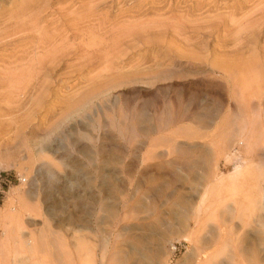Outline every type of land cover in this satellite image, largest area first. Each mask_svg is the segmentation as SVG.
<instances>
[{
  "label": "rangeland",
  "instance_id": "rangeland-1",
  "mask_svg": "<svg viewBox=\"0 0 264 264\" xmlns=\"http://www.w3.org/2000/svg\"><path fill=\"white\" fill-rule=\"evenodd\" d=\"M262 6L264 0H0V34L18 30L11 45H0V240L11 212L21 210L23 232H38L29 220L39 228L44 219L50 222L45 197L51 196L68 213L89 221L79 227L52 221L46 226L47 232H63L72 250L84 251L85 264H93L92 250L102 247L116 249V264H186L185 240L197 216L209 222L230 216L226 208L233 200L223 201L216 215L206 210L200 166L185 169L174 147L187 146L195 161L200 151H208L215 164L213 147L219 142L229 147L219 156L220 173L239 180L237 166L254 170L244 173L249 182L240 180L232 189L262 196L258 215L263 223L257 227L264 232V181L257 178V169L264 168V24L256 28ZM206 12L230 17L228 39L246 31L248 20L256 23L251 42L240 47L226 40L223 25L217 36L190 39L193 22L188 21ZM53 52L63 55L51 73L36 72L41 62L48 65L43 59ZM25 80L32 86L36 82V88L19 92L30 83ZM143 109L151 114L150 126L162 124V134L145 137L134 129ZM250 117L257 118L260 130L257 148L238 142L245 136L236 130ZM102 144L120 149L102 155L97 150ZM228 155H234L229 167ZM179 160L181 165L171 164ZM103 170L117 183L112 199L100 190ZM186 170L197 178L186 177ZM156 186L177 189L157 196ZM48 191L51 195H45ZM111 200L116 213L108 217L103 208ZM40 209L43 216L37 215ZM84 233L86 241L79 240ZM138 238L148 242L146 260L135 249ZM24 248L13 245L4 264H37L35 251L28 244Z\"/></svg>",
  "mask_w": 264,
  "mask_h": 264
},
{
  "label": "bare ground",
  "instance_id": "bare-ground-1",
  "mask_svg": "<svg viewBox=\"0 0 264 264\" xmlns=\"http://www.w3.org/2000/svg\"><path fill=\"white\" fill-rule=\"evenodd\" d=\"M262 8H263V6L261 7L260 12L264 10ZM209 11L210 10H208V12ZM1 14H3V13H1ZM218 14L219 13H217V15ZM229 14L231 16V13H229ZM262 14L264 15V12ZM224 15L222 14V16L220 15L217 17V16L213 15L212 13L211 14L207 13L201 17L199 16L198 18L193 19L192 21L191 20L188 21V22H193V23H191V30H192L193 34H192V36L190 35V39L194 38V39L200 41L203 38L204 34H206L207 36H210V37L217 36L216 34H217L218 30L220 29V26L223 25L224 31H225L224 36H225V39L227 40L229 37L227 38L226 36L228 34H230L232 32V30H231L229 22H228V19H230V17L227 15L226 16H224ZM253 15H254V13H253ZM263 15L258 17V19H260L259 21H256V23L259 22V24H256V23L253 24L247 18L248 22L250 23L249 28H248L249 30L247 29L242 34H240L238 32L239 34H236V35L234 34L233 36L231 35L232 37L228 40L232 39L233 42H235L236 45H240V47L242 44H245V45L249 44L251 42V41H249L250 40L249 34H251L254 31V29H255L254 25L256 24V28H258V27H262L263 26L262 24H264V16ZM31 21H33V20H31ZM241 22H242V20H241ZM178 25H179V23H178ZM175 29L178 31V33L184 34V30L182 29V27L179 30L177 27H175ZM221 30H223V29H221ZM15 31L16 30L14 29L12 31V33H8L7 35H4V36H2V34H0V45H4V46L11 45L13 43V41L15 39H17L16 36H14L13 34L18 33V30L16 32ZM11 36H14L15 38L14 37L12 38ZM7 37H11L12 40L10 38H7ZM48 38H49V36H48ZM67 38L68 37L66 35L65 39H67ZM49 39H52V38L50 37ZM63 41L64 40H62L61 43ZM68 41L69 40H67V43H68ZM47 45H49V44H47ZM49 47H47V48H49ZM59 48H60V46H59ZM55 50H56V47H55ZM56 53L57 52L50 53L48 55V57L46 56L47 58L43 59V61L49 60L50 64L48 63V65H44L43 62H41V63L38 62V63H40V65L38 66L36 64L37 63L36 62L35 65H37L38 67L36 68V70L35 69H33V70H35L37 72V69H40L44 73H46L47 71H50L49 73H51V70H53L52 66H54L55 61H57L58 58L63 55L62 53H61V55L56 54ZM28 58H31V57H28ZM33 58L35 59L34 56L32 57V59ZM24 60H25V58H24ZM38 61H40V60H38ZM27 66H25L24 68L25 69L28 68ZM33 67H36V66L33 65ZM33 67L31 66V68L30 67L29 68L32 69ZM107 69L108 68L106 66V68L104 69L105 72H100V73H103V76H105L107 73ZM40 70H39V73H40ZM42 71H41V73H43ZM26 72H28V71H26ZM36 72H35V74H36ZM21 73H19L18 75L21 76ZM39 73H37L38 76L41 75V73H40V75H39ZM47 73H46V76H47ZM16 76H14V77H16ZM96 76L97 75L94 74V76L91 77L93 81H95L98 78V77L96 78ZM101 76H100V78H101ZM112 76H114V75H112ZM19 77L16 79H21V77L20 78ZM51 77H52V75H51ZM44 78H47V77H44ZM28 80L27 81L25 80V81L27 83L28 82H30V83L26 84V82H25L26 86L22 85L24 89H22V87L20 86V88L18 89V90H20L19 92H24V90L27 88L28 89L29 88H31V89L36 88V82H35L34 86H32L33 82L28 81ZM13 82H15V81H13ZM21 84H23V82ZM14 85L18 86V82L17 83L15 82ZM20 100L21 99H19V101ZM250 104H248V107ZM18 105H21V103L18 102ZM144 111L145 110L143 109V112H140L139 119H137L138 121L136 120V127L134 129L137 130V128H138L139 129L138 134L145 136V137H149V136L152 137L155 134H160L163 131L162 124H161V126L158 125V127H157L158 129H156V127L153 128L152 126H150L149 121L151 120V116H150L151 114H148L147 112H144ZM246 112H248V111H246ZM256 121H257V118L253 119L252 117H250L248 119H244L240 123L241 126L236 131H239L238 132L239 136H241L243 133L244 134L243 137L244 136L245 137H244V139L243 138L241 140L239 139L238 142H240L241 144L246 143L247 145H251L255 148V146L257 145V140H258L257 137L259 136V131H260L259 128L255 125ZM163 125H164V123H163ZM188 133L190 135V133L192 134L193 131H190V132L188 131ZM188 133H187V135H188ZM220 136L222 137V135H220ZM220 139H222V138H220ZM227 143L225 144L224 142H219L218 144L216 143V145H214L213 151L216 153L215 155L217 156L216 162H214L215 164H212V162L209 158V155H208L209 154L208 151L204 152V150H202V151L198 150L200 152L196 156L199 157V160L198 161L196 160L197 161L196 162L190 155V153H191L190 148H188L187 146H184V145H177L176 147H174V149H177L178 152L182 153V154H180V155H183L182 161H185V164L188 166V167L184 166V167H187L185 169H189L190 167L193 168L192 166H195V165L200 166V170H201L200 173H203L201 181H203L204 185L207 186L206 192L204 193L205 195L202 198V200L205 203L208 202V204L206 203L207 205L205 206V208H207L206 210H208L212 215H216V210H218L217 208H219V205H221L223 203V201L226 202V199L233 200L232 204L231 203L228 204V206L226 208V211L229 212L227 214H231L230 216H223V217L221 216L220 218H218V216H217L215 220H212V222H209L211 220V218L208 220L207 216H206V218L197 216V218H196L197 220L195 221L196 223H195L194 227L191 228L192 234L190 235L189 238L186 237L188 239L185 240L186 243L188 244V248H187L185 256H184L186 264H264V232H260V228H259L260 226L257 227L258 224H261V222L263 221L262 217L260 215H258L259 210L263 209L262 204H261L262 203V200H261L262 196L260 197L259 194L254 195L248 191L246 192L244 188H242L240 192L232 189L233 188L232 186L237 185L240 180H241V183L249 182V180L251 178H245L244 173L247 175V173L252 172L253 169L250 170V166L247 168L242 167V166H237L238 168H237V170H235V174L242 173V179H239V180H238L237 175L225 176V175H223V173H220L221 171H220V167H219V156L224 155L228 152L229 147H228ZM210 146H211V144H210ZM256 148H257V146H256ZM119 149L120 148L117 145H111V144L110 145L102 144L99 147H97V150L100 151L102 153V155H104L106 152L114 153V151L116 152ZM192 152H194V151H192ZM196 153H198V152L196 151ZM192 154H194V153H192ZM226 159H227V163L225 165L227 167H229V165H231L232 160L234 159V155H228V156H226ZM171 164L181 165V161L180 160L179 161H173ZM181 167H183V166H181ZM193 169H195V168H193ZM196 170H198V169H196ZM246 170H247V173H246ZM191 172L192 171L186 170V177L187 176H190V177L193 176V177L197 178V176H194L193 173H191ZM257 173L259 174L258 175L259 177H257V178H261L264 181V168H258ZM100 175H101L100 177H102V180H101L102 183L100 185V190L103 191V189H104L107 192V195H109V197L112 199L114 194L116 193V186H117L116 184L117 183H115L113 181L112 173L110 174V173H107L103 170ZM196 175H197V173H196ZM52 178L58 179L57 176H55L53 174H52ZM257 181H259V180H257ZM50 186H52V185H50ZM56 186H58V187H56ZM52 187H54V190L59 189L58 183L53 184ZM169 188H170V191H172L170 193H173V189H174V191H176L175 189H177L174 187L172 189V186L171 187H169V186H156L155 188H152V189H154V194H156L157 196L158 195L161 196V195L167 194V189H169ZM170 193H168V194H170ZM22 194H23V192H22ZM45 195H51V192H49V191L45 192ZM23 196H21V199H24L25 196L24 197ZM50 197L51 196L45 197V198H49L47 200L49 202H46V206L48 208L46 210V212L49 214L50 222H49V219H47V218L44 219V223L45 222H47V223H45L44 226L39 228L40 223H38V222L35 223L33 220L27 221V223L29 225L37 224L36 230L38 232H34V230H33V232H31L30 229H28V230H30V232L27 230H26L27 232H23V229H26V228L24 226V221H25L23 219L24 217L21 216V214H22L20 212L21 210L17 211L15 214L12 212L10 213V221L8 222L7 225H5V227H4L5 232H3L4 236H3L2 240H0V264H4V261L9 257L10 250L12 249L13 245H14V247H16V249H18V248H24V244L30 245V248L36 252V253L34 252V254H37V255H35L36 257H34V258H35V261L37 262V264H85L84 259H85L86 255H85L84 251H81L79 249L72 250L69 247V243L67 242L66 236L64 235L63 232H55L53 230L51 231L50 229L47 232L46 226L47 225L50 226L51 221H52V224L53 225L57 224L58 227H61V226L63 227L64 225H67V224L75 225V226L79 227L81 225L85 226V224H87V222H89V221H87V218H84L82 216H75L71 212L68 213V210L66 211L67 208L64 207L62 202H58V200L56 198L51 199ZM93 200L96 201L97 199L93 198ZM182 203L184 204V202H182ZM214 204L217 205L216 208L212 206ZM115 205H116L115 202L112 200L109 203L105 204L103 209H105L106 215L108 217H113L115 215V213H116V206ZM180 205H182V204L180 203ZM224 207H225V205H224ZM37 209L39 210V206H37ZM206 210L204 211V212H206L205 215H207V212H208ZM219 210H221V209H219ZM60 211H62L63 213H58ZM185 211L187 212L186 208H185ZM37 212H38V214H37L38 216L44 215L41 212V209H40V211H37ZM218 213L221 214V211ZM235 220H237V221H235ZM23 226H24V228H23ZM189 226H190V224L186 223L185 229L186 228L190 229ZM202 231H206V232H202ZM36 234H37V238H36ZM77 236H78L79 240H81V238H83L84 240H81V241H86L88 234L84 233V234H79ZM115 242H116V240L114 239V236H113V238L110 241V245L114 247ZM134 244H135V249H137L138 253L141 255V258L146 260V257L148 255V251H149V245H148V242L146 241V239L145 238L144 239L138 238V240ZM18 250H20V249H18ZM91 255H92L91 258H92L93 264H116L115 259H116L117 251L115 248L108 250L105 247H102L100 250H97V251H95V249H94V250H92ZM136 256H134V257H136ZM148 258H150V256ZM145 260H142V261H145Z\"/></svg>",
  "mask_w": 264,
  "mask_h": 264
}]
</instances>
